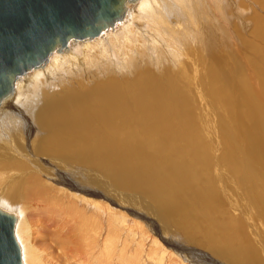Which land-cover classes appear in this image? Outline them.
Returning <instances> with one entry per match:
<instances>
[{"label":"bare ground","instance_id":"obj_1","mask_svg":"<svg viewBox=\"0 0 264 264\" xmlns=\"http://www.w3.org/2000/svg\"><path fill=\"white\" fill-rule=\"evenodd\" d=\"M143 1L123 0L117 28L104 29L102 36L107 39H72L65 52L48 55V59L53 55L48 64L44 61L16 78L13 94L0 104V208L15 213V237L21 244L22 262L44 264L35 245L25 238L32 229L25 210L35 208L49 215L45 221L39 217V221L53 224L50 228L56 246L68 264H264V234L259 233L261 245L256 248L248 245L239 220L216 219L219 201L232 208L224 205L226 213H239L247 223V209L260 206L259 200L244 198L246 188L255 186L259 178L264 184V109L260 97L244 77L238 80V68L228 75L215 70V66H205L206 59L201 56L199 70L192 71L194 78L186 70L180 77L177 71L165 70V61L179 68L180 58H190L192 49L196 52L198 46H202L204 58L210 55V44L204 42L208 22L206 27L199 20L200 0H186L190 4L182 3L183 11L177 3L172 6L147 0L161 3L158 10L153 8L161 24L152 15L149 26L156 32L154 47L157 43L165 47L161 48L166 52L163 56H151L159 52L152 45L149 54L147 45L130 42L142 37L137 28L143 20L133 23L130 10L138 4L144 16L145 10L151 11L146 9L150 6H140ZM198 5L201 8V3ZM181 20L187 23L176 31ZM172 21L175 24L170 25ZM118 47L123 52L116 54ZM56 49L54 53L65 50L61 46ZM86 51L97 52L88 63L84 60ZM255 52L258 58L251 63L264 97V51L255 48ZM65 55H70L67 60ZM58 56L61 60L55 61ZM145 56L149 60L143 59ZM154 60L156 69L148 62L155 64ZM84 66L87 68L83 71ZM203 70L205 78L200 76ZM231 78L238 80L234 86L238 96L235 105L240 107L236 127L255 154L252 162L256 166L247 176L238 174L241 162L227 142L239 134L211 118L202 119L200 125L196 122L199 119L194 106L212 113L214 99L224 97ZM221 131L223 134H219ZM211 152L217 153L215 163L210 159ZM79 166L94 167L96 172L88 173ZM79 205L87 206L96 221L91 222L87 213L79 214ZM54 210L57 215H53ZM104 216L109 221L105 237L99 222ZM151 218L163 229L153 231ZM146 225L150 229L143 230ZM172 231L181 238L169 235L182 248L176 252H172V241L165 234ZM134 235L137 238L133 241ZM145 235H149L147 242ZM23 238L26 245L21 242ZM195 246L203 251L196 252Z\"/></svg>","mask_w":264,"mask_h":264},{"label":"rangeland","instance_id":"obj_2","mask_svg":"<svg viewBox=\"0 0 264 264\" xmlns=\"http://www.w3.org/2000/svg\"><path fill=\"white\" fill-rule=\"evenodd\" d=\"M148 1L144 0L143 2L140 3V6L143 7V8H146L147 6H150L149 8H146V9H151V11H148L146 13V10H145V16L146 17L144 16V13L140 12V7L137 6L138 4L135 6L136 8L134 10H130V13L134 14L133 21H132L133 23L136 22V20L138 22L140 19H143V20H140L141 22H140V25L138 26L139 28H137L139 30L138 32H141L142 37L137 38L138 40L137 39H130V42H133L134 44L135 43H137V44L140 43L141 45H147L148 47H146V46L145 47L147 48V51H148L149 54H150V52H149V48L150 47L149 46L152 45L153 49L159 51L160 53L158 52V54H157V53L153 52L151 54V56H163L166 52L165 51L162 52L163 51L162 49L163 48L165 49V47L164 46L161 47L162 45L159 44V43H157L156 47H154L156 42L154 40H152V39H153L154 35L156 36V32L153 31L154 30L153 27L149 26L151 24L150 21H152L155 18V16L157 17L156 22L160 18V16L158 14H157L158 16L155 15V14L158 13V12H156V10L161 8L160 7L161 3H165V4H168V5L172 4V6L176 5L175 3H177L178 5L180 4V8H181L182 11H183V9L181 7V4L185 3L186 5H189L190 3L188 1H186V0H180L179 3L177 1H175V0H170V1L160 0L161 3H159V4L156 1L155 2H148ZM206 1H208V0H204V1L200 0V2L198 4L201 3V8L197 4V9H198V11L201 12L200 16H199V20H200L201 24L205 25V23L208 22V25L206 24L208 27L206 25L205 26L207 27L209 33H208V35H207V33L204 35V39L207 40V41L204 40V42H205L206 46L210 44L209 45L210 46L209 47L210 55L209 56L207 55L204 58L202 56L203 55L202 54L203 53L202 52V46H200V47L198 46L197 47V51L195 52L192 49V45H190V48L192 49L191 57L190 58L184 57V58L187 59V63H185L186 59L180 58V60L177 62V64L178 63L180 64L182 62V65L180 64L181 67H179L180 65L178 64L179 68L174 66V68H175L174 69L172 67L171 63H168L167 61H165L164 64H163L164 66H167L165 68V70H172V71H175V72L177 71L179 77H180V74L183 71L186 70L185 72L188 71L186 74L189 73V76L194 78V76L192 75L193 74L192 71L196 70V69L199 70V58H198L199 56H201L203 58V60L206 59V60H204L205 61V66H208V64H209L210 67L215 66V67H213L215 70H221L222 72H224V73H226L228 75L233 73L234 71L232 72V70H234V68L236 67V68H238V71L240 72L239 73L240 75L238 76V80H241L240 78L244 77L249 82V85L255 89V92L260 97L258 100H259L260 103H262V108L264 109V97L262 96V94L260 93V90H259L260 82H259V79H258V77L256 75L257 71L254 69L255 67L251 63L252 61H255L258 58V56L256 57L257 52H255V48H256V50L260 49L261 51H264V40H262L264 38V34H263L264 33V0H227V1H225V0H223V1L222 0H216L217 2L215 0H209L208 3H206ZM224 2H225V4H224ZM210 7L212 9H209ZM153 8L154 9L158 8V9L154 10ZM150 12H152L153 14L150 13ZM148 14L151 15V16H149ZM152 15H153V19H151ZM177 15L178 14L176 13L175 16H177ZM210 16H212L211 20H210V18H208ZM144 19H146L147 21L143 22ZM171 19H173V17L170 18V19H166V20H167V22H169ZM148 20H149L150 23L148 22ZM174 20L177 21L176 18H174ZM207 20H209V21H207ZM255 21H257V22H255ZM158 22L161 24V19H159ZM183 22L187 23L184 20L179 21L177 23V27H175L176 31H178V29H180V30L184 29V28H182V27H185L184 25H182ZM188 22L191 23L190 20H188ZM133 23H131V24H133ZM172 23H173V21L170 22V25H172ZM209 23H210V25H209ZM173 24H175V22ZM212 24H213V26H212ZM258 24H260V25L258 26ZM257 26H258L257 30L260 31L258 33H257V30L255 29V27H257ZM144 28L147 30V32H146V30H144ZM170 28H171V26H170ZM173 28L174 27H172L171 29L173 30ZM212 29L214 31H211ZM262 29H263V32H262ZM175 30H173L174 33H176ZM143 32H144L145 35L146 34H148V35L144 36ZM261 34L263 36H261ZM151 36H152V38H151ZM98 39L100 40V42H102V40L107 39V37L101 36V38L98 37L97 40ZM144 39H145V41L147 40L146 41L147 43H145ZM138 41H140V42H138ZM142 41H144V42H142ZM152 43H154V44H152ZM159 46H160V48H159ZM158 48H159V50H158ZM66 50H67V48L65 50L61 51V52L57 51V53H54V55L61 54V53L65 52ZM116 50H115L116 54H118V51L119 52L120 51L123 52L122 47H118ZM111 51L113 52L114 49L113 50L111 49L110 52ZM199 51H201V52H199ZM122 52H121V54H122ZM169 52L172 53L171 51H169ZM175 52L176 51L174 50L173 53H175ZM197 52H199V55H198ZM80 53H78V54L75 53V56L82 57ZM94 53L93 54L92 53L89 54L87 51L85 52L84 60L87 61L85 63H88L92 58L94 59V57H95L94 55H96L97 52H96V54H94ZM52 56L53 55H51L49 57V59L46 62V64H48L51 61V57ZM69 56L70 55H65L64 56L65 60H67L66 57L68 58ZM113 56H114V59L117 58L115 53L114 54L111 53V57L112 58H113ZM57 58L58 59H56L55 61H60L61 60V56H58ZM143 59L149 60L147 56H145ZM172 59L173 58L171 57V60ZM207 60H209V61H207ZM126 62H127V64H131L128 60ZM148 62L150 63V67L152 69H156L157 68L158 64L155 63V62H157V60H154L155 64L151 63L150 61H148ZM83 63L84 62H82V64ZM206 63H207V65H206ZM56 66H58V64ZM81 68L84 71L87 67L84 66V67H81ZM160 68H162V67H160ZM201 70H202V68H201ZM77 71H81V70H77ZM116 74L120 75L119 73H116ZM201 75H203L204 77L201 76ZM200 76L205 78V76H206L205 70H203L200 73ZM197 77H199V76H197ZM62 78H65V77H62ZM238 80L231 78L230 81H229L228 86L226 87L227 90L224 91L225 93H223L224 97L219 98L221 101L219 99L218 100L214 99V105L215 106L213 108H211V112L212 113H209L210 116H209L208 113H204L203 112V108L198 107V105L194 106V108H195V114L197 113V116H198V119H199L196 122L199 125L201 124L202 119L206 120V118H211L212 120L216 121V124H219L223 128L226 127V126H231L232 127V132L234 134H236V135L239 134V136H236L237 141L235 139L234 141L227 140V142H229L228 145L232 146V151H233L234 157L236 159L238 158V161L241 162V165H242L240 167L241 171H239L238 174L242 175V176H247L248 173H250L249 171L251 170V168H255V166H256L255 164L256 163L252 162V160H254L253 157H255V154L253 152H251V146L249 145L250 143L248 144L246 139L243 138L244 136L242 135V132L240 130L238 132V128L236 127L238 125V123H239V115H238V113H239L240 107L238 106V104L235 105V101H237L238 96H237V94H235L236 90H235L234 86H236V84L238 85ZM204 81L206 83L205 79H204ZM51 83H52V81L49 84H51ZM226 83H228V82L226 81ZM199 98L201 99L200 96H199ZM225 104H226V106H225ZM17 107H18L19 110L21 109L20 108L21 105H19V106L16 105V108ZM237 115H238V118H236ZM197 123L195 125H198ZM223 123H225V124H223ZM233 123H236V124L234 125ZM207 131H208V129H207ZM223 132L224 131H221V132H219V134H223ZM234 137H235V135H234ZM239 137L241 139H239ZM213 139H214V137H213ZM235 141H236V143H235ZM225 150H227V149H225ZM235 151H237V152H235ZM238 153H240V154L238 155ZM216 155H217V153H215V154H212V152L210 153V159H212L214 163H215V161H217ZM239 157H240L241 160L239 159ZM67 165L69 166L71 164H67ZM80 167H82V166H79V168ZM82 168H84L86 170V172H88V173L96 172L94 170V167H91V168L82 167ZM71 169L75 170L76 168H74V167L72 168L71 167ZM240 172H241V174H240ZM259 180H258V182H257V184L255 186L246 188L247 193L245 194L244 198L246 199L249 196V198H251L254 201H255V199H257L256 202L259 200L257 203L260 204V206H258L255 210L251 211L250 209H247L248 213H249V216H250L249 223H247V221L244 218H242L239 213H237L236 215H235V213H232V212L229 213V214H228V212L226 213V211H224L222 209V207L224 205H226L227 209L229 208V210H232V208L229 207L230 205H228L225 201H222V202L219 201L217 206H216L217 210L220 207V210H218L219 213L216 215V216H218V217H216V219L219 218L220 222H221V220H222V222L223 221H227V220L232 221L233 219H235V222L239 220L240 225L243 227V229H244V231L246 233L248 245H251V246L256 247V248L261 245L260 238L258 237L259 233H260V235L264 234V211H262V208L264 210V191H263L264 190V184H263L262 178L261 179L259 178ZM254 187H256V189ZM257 187H259V189H258L259 191L257 190ZM260 187H261V189H260ZM254 190H256V191H254ZM260 192H262L263 194L260 193ZM259 193H260V196H259ZM254 194H256V195H254ZM118 197H119V195H118ZM261 203H263V204H261ZM78 204H80V202ZM78 208H79V214L86 215V213H87V216H88V218L90 219L91 222L92 221H96V218L89 213L90 211L88 210L89 208L87 206L83 207V206L79 205ZM260 208H261V210H260ZM85 209H87V210H85ZM135 210H137V208H135ZM137 211L138 212L140 211V213L143 214V216H145L144 211H142V210H137ZM9 213L15 214L13 211H11ZM252 213H253V215H252ZM262 213H263V215H262ZM25 214H26V216L28 218L31 219V220L30 219H28V220H30L32 222V224H31L32 229H31L29 237H26L25 235L24 236L27 239V241L33 243V246L35 245L34 247L37 249V252L39 253L40 258L42 259V262L44 264H49V263L50 264H57V263L58 264H68L66 259H64L63 254L61 253L62 250H60V252H59L58 247L56 246L55 236H54V233L52 234L53 231L50 228V225H53V224L52 223H45L44 224V221L49 217V215L44 214L42 212V210L35 211V208H32L31 210L30 209H26L25 210ZM57 214H58L57 210H54L53 211V215H57ZM256 214L258 215V218H257V216H255ZM238 216H240V217H238ZM39 217L43 218L44 221H39ZM62 217H63V215H61V218ZM223 217H224V219H222ZM36 219H37V221H36ZM153 219L154 218H151V220L153 221L150 224L151 229L153 231L155 229H159V228L163 229L162 226L158 223V221H154ZM103 220H105V221H103ZM99 222L102 223V225H103V231H104L103 234H104V237H105V235H106L105 232H107L108 224H109L107 216L106 217L105 216L101 217ZM153 226H155V228ZM150 227H148V226L145 227L144 226L143 230L145 228L146 229L147 228L150 229ZM165 234H168V236H167L168 240L172 241V245H171V247L173 249L172 252H176L175 250L182 249L179 245H176L174 239L171 238V237H174L175 239H181L179 236L176 235V233H174L172 231L170 233H166L165 232ZM145 237H146V235H145ZM148 237H149V235H148ZM148 237H146V239H145L146 242L149 241V239H147ZM152 237H153V235H152ZM25 238H23L21 240V242L26 245L27 242H26ZM136 238H137V235H134V237L132 238L133 241ZM170 238L173 239V240H171ZM159 242H160V240H159ZM160 243L163 245L162 242H160ZM147 244H148V247H150L151 243L148 242ZM151 247H154V245L151 246ZM193 249L198 250L196 252H202L203 251V248H201L199 246H195V248H193ZM199 254H201V253H199ZM203 255H205V254H203ZM263 255H264V250L262 251V256ZM206 256L208 257L209 255L206 254ZM209 258H210V256H209Z\"/></svg>","mask_w":264,"mask_h":264},{"label":"water","instance_id":"obj_3","mask_svg":"<svg viewBox=\"0 0 264 264\" xmlns=\"http://www.w3.org/2000/svg\"><path fill=\"white\" fill-rule=\"evenodd\" d=\"M121 2L0 0V104L13 94L16 78L48 61L56 47L66 49L72 39L93 40L107 27L116 29ZM16 221L0 208V264H23Z\"/></svg>","mask_w":264,"mask_h":264}]
</instances>
